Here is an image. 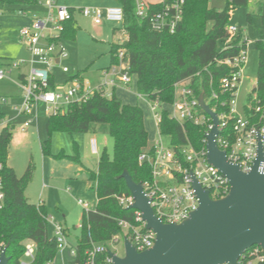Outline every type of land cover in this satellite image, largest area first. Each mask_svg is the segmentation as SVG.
<instances>
[{
    "label": "trees",
    "instance_id": "obj_1",
    "mask_svg": "<svg viewBox=\"0 0 264 264\" xmlns=\"http://www.w3.org/2000/svg\"><path fill=\"white\" fill-rule=\"evenodd\" d=\"M251 0H226L223 8L212 7L209 0H186L184 18L174 33L157 32L150 29L149 21L141 19L135 12V0H117L124 8V29L128 40L111 43V63H117V54L124 50L129 70L137 77V91L152 100H159L162 110L161 132L170 138L173 145L191 143L197 149L205 146L207 127L191 122L184 124L170 117L171 104L175 99V84L190 79V86L197 96H209L215 90L221 100L231 98L223 93L221 80L230 76L233 67L220 63L233 58L246 46L247 39L238 32L226 47L229 38L232 10L236 6L249 7ZM14 5H35V0H0ZM258 14L264 21V0H257ZM159 8L158 5L153 9ZM249 20L252 14L248 15ZM117 28H114L116 34ZM75 18L69 21L65 38L75 39ZM259 52L257 83L249 94L246 115L259 116L257 108L264 113V41L255 42ZM23 77V75H21ZM81 77L80 74L76 77ZM75 77V78H76ZM54 87V78L51 79ZM213 106V103L210 102ZM204 112V111H203ZM205 113V112H204ZM5 114L0 111V121ZM93 123H106L114 140L113 155L104 150L97 169H88V179L95 182L98 202L94 210L84 212L82 227L77 237L78 256L76 262L83 264L85 251L91 240L106 243L115 234H124L118 219L135 220V209L120 204L119 195H130L126 180L128 171L137 183L151 179L152 170L148 161L139 162V155L150 147L149 131L145 125V113L139 104L125 103L115 90L112 96L96 91L87 101L74 102L64 112L50 114L47 130L70 133L88 132ZM13 124L0 132V162L4 164V200L0 207V246L7 247L9 264H21L25 243L36 244L32 264H47L58 253L56 238L49 233L48 211L44 204H34L26 197L25 190L33 178V165L19 177L8 164L9 147L13 136ZM49 141L43 143V151L49 152ZM54 159H69L82 165L78 149L74 155H53Z\"/></svg>",
    "mask_w": 264,
    "mask_h": 264
},
{
    "label": "built area",
    "instance_id": "obj_2",
    "mask_svg": "<svg viewBox=\"0 0 264 264\" xmlns=\"http://www.w3.org/2000/svg\"><path fill=\"white\" fill-rule=\"evenodd\" d=\"M38 10L31 15L29 25L19 30L20 36L28 45L31 53L29 71L17 82L23 92V102L15 106L18 115H27L29 120L25 121L23 130L37 121L38 115L35 108L44 104L50 114L64 112L74 102L87 101L96 91H104L106 96H112L119 82L130 85L133 81L129 70V63L125 59L124 50L120 49L117 58L118 62L105 68L101 75V83L95 88L84 81L83 78H73L69 81L67 88L52 87V67L55 64L61 65L64 57L68 55L63 43L64 33L67 30L69 21L74 19L73 9L61 5L59 0H35ZM34 5V4H33ZM158 5L159 8L153 9ZM186 0H159L152 3L147 0H135V12L138 17L149 21L150 29L157 32L168 31L174 33L184 18ZM84 15L92 18L95 24H101L103 18L116 22L123 30V37L119 42L128 40L127 31L124 29V8L118 4L106 8L83 7L80 9ZM229 38L226 40V47L233 37L239 32V27L229 25ZM247 44L241 49L238 55L233 58L221 60L220 63L233 67L230 76L221 80L223 93H231L229 99L221 100L220 94L213 91L209 99L204 97L207 104L213 103L210 107L216 112L219 124V133L216 137L218 147L226 152L227 159L239 164L244 172L253 169L258 156L259 143L262 142L264 149V113L257 108L259 116L249 117L241 115L237 109V91L243 79L245 64L247 63ZM25 61L10 63L12 68L20 67ZM11 70L6 71L0 68V79H5ZM68 72L67 66L63 67ZM149 103L158 128L159 137L154 144L139 155V162L146 161L151 165L152 177L143 184L146 195L155 214L164 223H181L189 218L193 211L200 205V199L194 185L195 179L204 190L210 192L213 199L225 197L231 190L229 178L219 168L212 165L207 157L206 135L213 127V120L210 115L204 113L200 106V98L190 86V79L175 84V99L171 104L170 117L182 124L191 122L198 126L207 127L204 143L205 146L197 149L191 143L173 145L170 138L161 132L160 122L162 115L156 113L157 108L162 110L165 106L159 100H152L147 95L139 94ZM4 101V99H3ZM8 125L4 119L0 121V132ZM168 138V143L165 141ZM91 147L98 153L97 140H91ZM264 168V161L261 164ZM4 164L0 162V207L4 200V179L2 172ZM118 201L124 207L129 208L135 198L130 195L117 196ZM86 212L91 211L90 204L82 199L78 200ZM47 221L53 227V237L58 243V252L64 255L69 247L68 234L62 223L57 222L53 217L47 216ZM119 225L124 234H115L106 243H97L91 240L90 246L85 251L83 264H116L110 252L119 255L113 245L120 241L129 239L138 251L152 248L156 241V233L147 228L142 212L135 209V220L118 219ZM82 224H80V228ZM3 246H0V254ZM36 244L33 241L25 243L24 257L21 264H32L35 259ZM74 259L65 261L64 264H81L76 262L78 256V245L71 249ZM120 256V255H119ZM64 259V258H63ZM47 264H53L49 261ZM238 264H264V248L254 245L249 248L240 258Z\"/></svg>",
    "mask_w": 264,
    "mask_h": 264
},
{
    "label": "rangeland",
    "instance_id": "obj_3",
    "mask_svg": "<svg viewBox=\"0 0 264 264\" xmlns=\"http://www.w3.org/2000/svg\"><path fill=\"white\" fill-rule=\"evenodd\" d=\"M59 2L73 9L77 33L75 39L65 38L63 41L68 55L63 58L61 65L55 64L52 67L54 84L56 87L67 88L69 81L80 74L81 77H78L83 78L95 89L101 83L104 69L112 64L111 43L123 37V30L116 22L105 17L101 24H95L92 18L84 15L80 9L96 7L105 12L106 8L118 5V2L117 0H59ZM209 3L212 7L221 9L225 6L226 0H209ZM35 10H37L35 5L22 6L0 2V68L9 71L10 63L25 61L20 67L12 68L5 79H0V111L5 113V120L14 126L8 164L15 169L19 177L25 174L30 164L33 165V178L25 190L26 197L31 203H43L48 215L62 223L67 231L69 247L63 256L58 252L53 260V264H64V260L74 259L71 249L76 247L77 237L81 232L80 224L85 209L78 200L88 202L92 210L98 202L96 184L88 179V169H96L104 150L113 155L114 140L106 123H93L88 132L70 133L54 130L50 134L47 130L50 113L44 104L35 108L37 121L26 130L22 129L30 117L18 115L15 110V106L23 102V92L17 82L20 80L19 74L31 68L29 63L31 53L19 30L31 23V15ZM250 13L251 20L248 18ZM230 25L239 27V32L247 39V63L236 96L238 112L245 116L249 94L257 83L259 52L255 42L264 41V21L258 14L257 0H251L249 7L236 6L232 10ZM114 28H117L116 34L113 33ZM64 66L69 68L68 72L63 71ZM132 78L129 86L119 82L115 90L121 99L131 100L143 108L150 127L149 141L150 144H154L159 137L154 112L147 100L138 95L136 75H132ZM161 112V108L156 109L158 115ZM93 137L102 150L100 153L92 151ZM46 140H50L49 152L43 151V143ZM165 141L168 143V138L165 137ZM77 149L86 167L69 159L56 160L53 157L61 153L74 155ZM49 233L53 235V227L50 224ZM113 249L120 256H124L123 241L115 243Z\"/></svg>",
    "mask_w": 264,
    "mask_h": 264
},
{
    "label": "water",
    "instance_id": "obj_4",
    "mask_svg": "<svg viewBox=\"0 0 264 264\" xmlns=\"http://www.w3.org/2000/svg\"><path fill=\"white\" fill-rule=\"evenodd\" d=\"M200 106L211 116L213 127L206 135L207 157L231 182L230 192L213 199L195 179L199 207L181 223H164L154 212L142 183L133 180L128 171L122 177L135 198L129 206L142 212L147 228L156 233L152 248L138 251L129 239L125 254L110 252L116 264H238L252 246L264 248V149L259 143L253 169L244 172L239 164L227 159L216 137L219 119L216 112L200 98ZM7 247L0 254V264H9Z\"/></svg>",
    "mask_w": 264,
    "mask_h": 264
},
{
    "label": "crops",
    "instance_id": "obj_5",
    "mask_svg": "<svg viewBox=\"0 0 264 264\" xmlns=\"http://www.w3.org/2000/svg\"><path fill=\"white\" fill-rule=\"evenodd\" d=\"M38 10V9H37ZM36 11V10H35ZM114 33V32H113ZM24 73H26V72H21L20 74H19V77L21 78L22 76L21 75H23ZM115 92H116V94H117V91L115 90ZM123 98V97H122ZM125 103H130V104H134L135 102H133V101H131V100H124V98L122 99ZM1 112H3V111H1ZM4 113V112H3ZM5 114V113H4ZM6 118V117H5ZM5 118H4V120H5ZM6 122H8L7 120H5ZM8 124H12L11 122H8ZM145 125H146V128H147V130L149 131L150 130V127H149V125H148V121H147V119L145 118ZM94 138V137H93ZM93 138H91V140L93 139ZM96 139V138H95ZM97 145H98V153H100L102 150L99 148V144H98V141H97ZM92 148V147H91ZM93 151V150H92ZM94 152V151H93ZM95 153V152H94ZM99 162V161H98ZM82 165H84L85 167H86V165L84 164V162H83V160H82ZM97 165H98V163H97ZM96 169H97V167H96ZM92 170H95V169H92ZM43 204V203H42Z\"/></svg>",
    "mask_w": 264,
    "mask_h": 264
}]
</instances>
